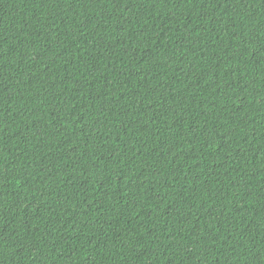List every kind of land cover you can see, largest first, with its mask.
I'll list each match as a JSON object with an SVG mask.
<instances>
[{
    "label": "trees",
    "instance_id": "obj_1",
    "mask_svg": "<svg viewBox=\"0 0 264 264\" xmlns=\"http://www.w3.org/2000/svg\"><path fill=\"white\" fill-rule=\"evenodd\" d=\"M0 264H264V0H0Z\"/></svg>",
    "mask_w": 264,
    "mask_h": 264
}]
</instances>
